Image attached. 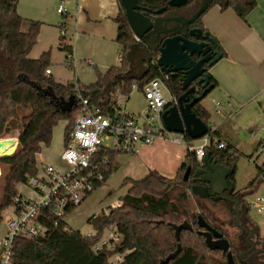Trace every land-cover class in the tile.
I'll return each instance as SVG.
<instances>
[{"label":"trees","instance_id":"trees-1","mask_svg":"<svg viewBox=\"0 0 264 264\" xmlns=\"http://www.w3.org/2000/svg\"><path fill=\"white\" fill-rule=\"evenodd\" d=\"M169 1L137 0L139 5L153 11L168 7ZM19 3V0H0V139L10 134L13 127L19 130V145L16 153L0 160V180L4 178L5 182L0 201V223L3 220V211L13 205V199L18 195V185L26 183L29 177L39 174L37 155L42 153L43 147L51 146L54 128L60 121H69L65 130L66 138L74 129L78 106L76 105L71 113L58 111L56 100L46 95L44 90H52L58 99L67 100L74 95L78 103L80 93L90 98L96 105H107L114 97H117L118 91L121 94H130L135 82L126 76L128 70L126 54L129 46L136 40L122 6L115 18L118 25L116 42L123 47L121 65L111 68L105 74L97 70L96 84L84 86L80 82L63 85L48 76L46 71L50 64L49 53H44L36 60L29 58V53L37 43L42 23L28 21L20 16ZM213 5H218L222 11L231 9L239 18L246 21L249 14L256 8L257 0H216ZM25 24H27L26 30H24ZM196 26L208 32L200 19ZM61 42L63 44L61 43L60 47L63 51H71L66 39H61ZM221 52L224 55V52ZM162 76L160 67L154 63L150 65L148 76L137 82L142 89L150 80ZM183 82L182 72L171 76L168 82L170 90L178 98L184 94ZM210 82L215 87L217 86L212 76ZM196 85L200 90L196 94L200 96L204 89L201 85L195 83ZM20 108L29 111L21 118L19 117ZM194 112L210 126V113L201 105V102L194 107ZM215 134L219 136V131L217 130ZM185 141L193 142L189 137H185ZM10 149L11 147L7 151ZM209 152L213 159L233 168L236 173L238 151H235L233 147L229 146L226 150L211 148ZM4 154H0V157ZM117 156L118 154L110 155L109 164L102 170L104 181L97 185L96 190L105 185L119 168L116 161ZM188 166H192L193 169L200 167L195 154L189 150L174 179L166 178L156 171H150L149 175L140 181L125 180L124 186L130 185V189L119 199L120 206L110 208L108 214L103 213L89 219V223L96 231L94 237L82 235L81 232L73 230L67 224L62 223L55 227L53 219L48 215L49 212L44 210L41 221L49 230L47 236L38 240L16 239L14 264H68L60 257L61 252L68 245L83 243L91 251L99 242L104 230L114 224L118 227L121 242L114 247V250L103 248L98 253H92L91 258L84 264H110L111 257L116 254H125L127 251L129 253L118 264H160L163 259L176 251L179 243L182 251L169 264H227L225 261L224 263L218 262L209 256V254L223 253L212 251L207 247L205 237L199 234L198 221L196 223L198 228L194 223L189 222L193 229L183 230L180 234V241H177L175 230L170 225H180L179 218L185 214L179 213V206L172 198L174 191L172 188L177 187L176 189L181 190L182 193L179 194L181 200H188L190 184L184 181V175L182 177ZM6 168L8 173H6ZM258 170L259 175L247 189L248 193L256 192L263 185L264 165L258 167ZM232 181L235 182V174ZM75 209H68V216ZM232 223H235L234 219ZM226 237L232 244L228 234ZM200 248L204 249L207 254H200ZM231 250L232 253L238 251L235 246L231 247ZM223 255L226 257L225 254Z\"/></svg>","mask_w":264,"mask_h":264},{"label":"crops","instance_id":"crops-1","mask_svg":"<svg viewBox=\"0 0 264 264\" xmlns=\"http://www.w3.org/2000/svg\"><path fill=\"white\" fill-rule=\"evenodd\" d=\"M19 1L20 16L28 21L42 23L37 43L29 53V58L36 60L44 53H49L50 64L48 69L51 70L50 76L55 82L63 85L70 82H80L84 86H91L97 82V74L96 77L90 76L88 80L81 78L82 72L79 74L80 79L78 77L73 79L66 74L62 67L63 63L67 66L66 52L61 53L58 49L62 27H65L67 33L66 43L72 47L74 55L78 59V68L84 62L89 65L92 64L91 66L95 68V71L98 70L105 74L111 68L121 65L123 47L116 42L118 25L115 21L121 8L120 0H53V5L56 7L61 4L65 5L67 13L65 15L60 14L64 19L59 17L54 19L49 9L42 10L40 13L31 11V8L27 10L22 5L21 1L23 0ZM38 1L34 0L33 3ZM74 16L75 20L69 21L71 27L73 26V34L69 39L68 32L70 30L66 19ZM200 20L208 33L216 38L221 51L224 52L222 59L209 69L210 75L217 82V86L212 91V93H216L214 101L224 105L223 111L219 115L220 119L213 122L210 109L203 102L201 105L210 113L209 125H216L219 131L218 137L233 147L235 151H238L239 144L235 142L234 138L240 130H243L245 126L251 133H255L256 129L264 130L262 127L264 118V0H257L256 8L249 14L246 21L239 18L231 9L222 11L218 5H212ZM121 49L122 52L119 54ZM118 57L121 61L120 64ZM53 66L54 68H52ZM78 68L73 69L76 75H78L76 72ZM255 117H258L257 124H255ZM260 132L262 136L259 147L262 139H264V131ZM65 138L64 134L60 153L64 149ZM53 140L54 131L52 142ZM46 148L43 147L42 153L37 155L39 173H41V166L45 162L42 156ZM260 150L264 152L261 147ZM187 152L186 141L181 144H174L159 140L152 145L142 146L136 154H127L128 160L121 159L119 161L118 159L117 163L122 165L120 171H123V182L127 179L140 181L146 178L150 171H156L166 178L174 179L186 159ZM123 161H127L125 169H123ZM48 164H52L58 169H65V164L61 158L60 161ZM114 175L115 173L111 177L113 178ZM107 182H111V178ZM127 186L129 190L130 185ZM27 188L24 184H19L18 193L31 197L33 195L32 190ZM109 189L111 188L108 186ZM118 201L116 202L118 203ZM94 216L97 214H93L92 217ZM67 222L75 230L68 219ZM86 249V246L83 245L80 251L83 254L80 257H75V260L73 259L76 261L74 264H84L91 258L92 253ZM60 257L68 264L72 262L64 258L62 253Z\"/></svg>","mask_w":264,"mask_h":264},{"label":"built area","instance_id":"built-area-1","mask_svg":"<svg viewBox=\"0 0 264 264\" xmlns=\"http://www.w3.org/2000/svg\"><path fill=\"white\" fill-rule=\"evenodd\" d=\"M57 11L62 15L67 13L64 4L59 5ZM60 35L61 39H66L65 27L60 29ZM134 38L136 42L140 41L136 36ZM66 65L78 68V59L72 47L71 51H66ZM46 73L50 76L51 70L47 69ZM170 77L163 73L162 77L150 80L142 89L137 81L133 83L132 92L139 90L147 103L145 111L140 114L130 113L126 109L132 92L121 94L118 91L117 97L107 105H96L90 98L79 93L74 129L65 138V146L60 154L65 169L43 163L41 173L29 177L24 183L33 195L28 197L18 193L14 197L13 218L8 224L5 237L0 240V264H14L16 239L38 240L47 236L49 230L41 221L44 210L49 212L55 227L62 223L69 226L68 209L80 207L95 192L97 185L104 181L102 170L109 164L111 154L133 155L142 146L152 145L159 140L174 144L185 142L183 135L169 132L163 122L165 110L179 104V98L168 85ZM223 107L222 103L216 102L218 115L222 113ZM216 131V125H210L205 136L187 143L188 150L195 154L200 166L211 148L229 149V145L215 134ZM260 147L264 151V139ZM116 206H120V203ZM252 207L264 217V192L257 194ZM120 242L121 235L114 224L104 230L92 251L98 253L103 248L114 250ZM128 253L114 255L109 260L110 264H118Z\"/></svg>","mask_w":264,"mask_h":264},{"label":"water","instance_id":"water-1","mask_svg":"<svg viewBox=\"0 0 264 264\" xmlns=\"http://www.w3.org/2000/svg\"><path fill=\"white\" fill-rule=\"evenodd\" d=\"M215 1L170 0L168 7L153 11L142 8L137 0H120L133 35L140 40L131 44L127 51L126 76L140 82L148 76L150 65L154 63L164 74L176 76L182 72L184 94L179 97L178 106L165 110L163 122L169 132L189 137L192 141L201 139L209 131V126L197 116L194 107L215 89V85L210 82L209 69L223 57L217 40L196 26ZM195 83L201 85L204 91L202 95L192 98L196 93ZM38 89L41 90L40 87ZM44 93L56 100L58 111L71 113L76 106L77 99L74 95L66 100L58 99L52 90H44ZM18 145L19 138L0 139V153H5L0 160L14 155ZM8 147H11L9 151ZM192 172V166H188L184 173V181L190 184L193 196L201 199H208L210 196L220 197L228 203L235 202L237 211L244 208V213L248 215L246 197L249 193L240 192L239 198L232 197L236 193L235 183L232 181L235 174L233 168L219 163L211 157L210 152H207L203 165L196 170L194 181L190 179ZM170 225L175 230L177 241H180L183 230L193 229L192 224L187 221L180 225ZM198 226L199 234L205 237L207 247L225 254L227 264H236L231 244L224 234L212 227L201 215L198 216ZM181 251L182 246L179 243L176 251L160 264H169Z\"/></svg>","mask_w":264,"mask_h":264},{"label":"rangeland","instance_id":"rangeland-1","mask_svg":"<svg viewBox=\"0 0 264 264\" xmlns=\"http://www.w3.org/2000/svg\"><path fill=\"white\" fill-rule=\"evenodd\" d=\"M34 0H23L22 5H24L25 9L29 10L31 8V11L40 13L42 10L49 9L50 14H52L53 18H63L62 15L57 13L56 6L53 5V0H39L37 3H33ZM48 6V7H47ZM54 6V7H53ZM69 21L75 20V16L73 18L66 19ZM25 30L27 28V24L24 25ZM69 39L71 37L73 26L71 27V24H69ZM69 39H67L68 43H70ZM216 39V38H215ZM58 49H60L61 53H65L63 50H61L60 47V41ZM122 52V49L120 50L119 54ZM118 62L120 64V59L118 57ZM92 65V64H91ZM86 63H81V66L76 70L78 75L75 74L73 69H70L69 67L65 66L63 63V69L65 70L67 75H70L71 78L76 79L77 77L80 79L79 74L81 72L83 73L81 78L83 80H88V78L91 76L96 77V71L95 68ZM54 68V66L52 67ZM82 68H84V71H82ZM94 70V71H93ZM66 81V80H65ZM165 93V92H164ZM216 97V93H210L205 100H203V104L208 107L211 111V114L213 116L212 121H218L219 115L217 114V108H216V102L214 101V98ZM147 107L146 100L144 98V95L139 90H134L132 94L130 95V99L126 104V109L130 113L140 114L145 111ZM29 111L20 108L19 109V117L21 118L23 115H26ZM258 117H255V124H257ZM69 121H60L58 125L54 128V140L51 143L50 147H47L46 150L43 151L42 158L45 159L44 164L51 163V162H57L60 161V150L62 148V144L64 142V132L66 127L69 125ZM257 126V125H256ZM12 131L10 134L6 135L5 137L1 138H16L18 139L19 136V130L18 128H11ZM260 131H264L263 129H256L255 133H251L250 130L245 126L243 130H240L238 134H236L234 140L239 145L238 150V158L236 161L237 168L235 173V187L237 191L241 192H248L247 189L250 187L251 183L255 181L259 175L258 167L263 166L264 162V152H261L259 147L260 138L262 136ZM263 138V137H262ZM55 143V144H54ZM196 144V143H195ZM10 148V147H8ZM7 148V149H8ZM18 149V148H17ZM49 149V150H48ZM62 152V151H61ZM1 152L0 154H2ZM121 156H117L116 161H119L121 159H127V154H118ZM41 158V160H42ZM127 161H123V169L126 168L125 164ZM120 163V162H119ZM121 164H119V168L115 172V175L113 178L111 177V182H106L105 185L97 189L94 193L90 195V197L75 211L71 213L68 220L71 224V226L81 232L82 235L88 236L89 234L96 235V231L91 223H89V218L93 216V214H102L104 212L109 213V208H113L117 205V200H119L120 197L124 196L128 191V186H124L123 182V171L121 172ZM1 169V167H0ZM2 173V170H1ZM6 173H8V170L6 168ZM184 174H182L183 177ZM1 176V175H0ZM3 185H5L4 178L0 180V201L1 197L3 196ZM108 186L111 188L108 190ZM177 187L172 188L174 191L172 192V198L176 205L179 206V213H185L182 218L180 219L179 224H182L185 221H188L190 223H194L196 228L198 216H203L211 225H224L223 231L226 232V234L229 235V239L233 246H237V239L239 234V229L235 227V223H231L232 225H229L231 219L234 217V215H231V212H229V208H227L226 205L222 203H215L214 201L209 200H203L199 197H195L191 194L190 189L189 191V198L187 201L181 200L179 194L182 193L181 190L176 189ZM28 189V188H27ZM176 189V190H175ZM30 190V189H29ZM250 192V191H249ZM264 192V184L254 193H249L246 197V203L249 207V219L252 221V223L259 229L260 237L264 241V217L258 213V211L252 207V204L257 196V194ZM92 214V215H91ZM3 220L0 223V240H2L8 230V224L13 218V207L10 205L7 207L3 213H2ZM171 223V222H169ZM83 247V243H76V244H70L66 249H64L61 253L64 258L71 260L70 264H74L75 257H80L83 253H81V249ZM201 249V248H200ZM89 251L88 249H86ZM93 253V251H89ZM200 254H207L204 249H201L199 251ZM236 264H241L237 257V253H233ZM209 256L218 261L224 263L227 262L226 257L221 253H214L209 254ZM74 259V260H73ZM77 264V263H75Z\"/></svg>","mask_w":264,"mask_h":264},{"label":"flooded vegetation","instance_id":"flooded-vegetation-1","mask_svg":"<svg viewBox=\"0 0 264 264\" xmlns=\"http://www.w3.org/2000/svg\"><path fill=\"white\" fill-rule=\"evenodd\" d=\"M141 6V5H140ZM144 8L143 6H141ZM195 86V85H194ZM196 87V92L200 91L199 88ZM195 95L192 96V98L197 97ZM196 170L193 169L192 175L190 177L191 181H194L196 178ZM239 193L236 192L232 195L233 198H239ZM203 200H209L214 201L215 203H222L229 208V212H231V215L234 217L231 219L229 225L233 222V219L235 221L236 227L239 229V234L237 239V257L239 261H241V264H264V241L260 237L259 229L252 223V221L249 219V216L244 213L245 209H241L237 211V206L235 202H226L223 201L220 197H212L210 196L208 199ZM239 207V206H238ZM239 213V214H238ZM237 217H239V223L237 221ZM207 221V220H206ZM208 222V221H207ZM209 223V222H208ZM210 224V223H209ZM211 225V224H210ZM218 231L222 232L226 237V232L223 231L224 225H211ZM231 247L233 248L232 244ZM236 262V260H235Z\"/></svg>","mask_w":264,"mask_h":264}]
</instances>
